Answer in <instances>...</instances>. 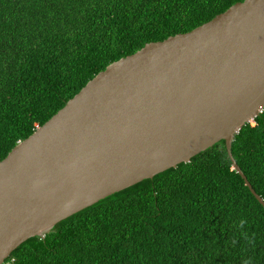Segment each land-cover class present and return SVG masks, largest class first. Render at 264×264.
Wrapping results in <instances>:
<instances>
[{"label":"trees","instance_id":"1","mask_svg":"<svg viewBox=\"0 0 264 264\" xmlns=\"http://www.w3.org/2000/svg\"><path fill=\"white\" fill-rule=\"evenodd\" d=\"M244 0H0V162L109 65ZM232 154L264 200V110ZM9 264H264V206L224 141L23 243Z\"/></svg>","mask_w":264,"mask_h":264},{"label":"water","instance_id":"2","mask_svg":"<svg viewBox=\"0 0 264 264\" xmlns=\"http://www.w3.org/2000/svg\"><path fill=\"white\" fill-rule=\"evenodd\" d=\"M264 110V0L109 65L0 162V264L31 238L224 141Z\"/></svg>","mask_w":264,"mask_h":264},{"label":"built area","instance_id":"3","mask_svg":"<svg viewBox=\"0 0 264 264\" xmlns=\"http://www.w3.org/2000/svg\"><path fill=\"white\" fill-rule=\"evenodd\" d=\"M3 264H9V263H7V262L5 261Z\"/></svg>","mask_w":264,"mask_h":264}]
</instances>
